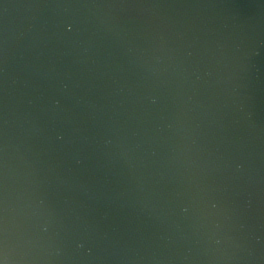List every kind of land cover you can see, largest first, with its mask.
<instances>
[{
    "label": "water",
    "instance_id": "1",
    "mask_svg": "<svg viewBox=\"0 0 264 264\" xmlns=\"http://www.w3.org/2000/svg\"><path fill=\"white\" fill-rule=\"evenodd\" d=\"M0 259L264 264V0H0Z\"/></svg>",
    "mask_w": 264,
    "mask_h": 264
},
{
    "label": "snow or ice",
    "instance_id": "2",
    "mask_svg": "<svg viewBox=\"0 0 264 264\" xmlns=\"http://www.w3.org/2000/svg\"><path fill=\"white\" fill-rule=\"evenodd\" d=\"M0 264H3V259H0Z\"/></svg>",
    "mask_w": 264,
    "mask_h": 264
},
{
    "label": "clouds",
    "instance_id": "3",
    "mask_svg": "<svg viewBox=\"0 0 264 264\" xmlns=\"http://www.w3.org/2000/svg\"><path fill=\"white\" fill-rule=\"evenodd\" d=\"M3 264H6V261L5 260H3Z\"/></svg>",
    "mask_w": 264,
    "mask_h": 264
}]
</instances>
